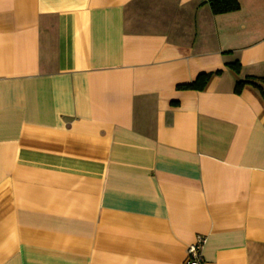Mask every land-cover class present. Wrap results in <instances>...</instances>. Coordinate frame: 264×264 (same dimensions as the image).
<instances>
[{
  "label": "crops",
  "instance_id": "0c3cea01",
  "mask_svg": "<svg viewBox=\"0 0 264 264\" xmlns=\"http://www.w3.org/2000/svg\"><path fill=\"white\" fill-rule=\"evenodd\" d=\"M238 1L0 0V264H183L198 235L264 264V99L234 91L264 0Z\"/></svg>",
  "mask_w": 264,
  "mask_h": 264
},
{
  "label": "trees",
  "instance_id": "16d2710c",
  "mask_svg": "<svg viewBox=\"0 0 264 264\" xmlns=\"http://www.w3.org/2000/svg\"><path fill=\"white\" fill-rule=\"evenodd\" d=\"M205 1L210 4V7L214 14L229 13L240 9V3L238 0H205ZM228 67H230L236 73H240L241 64L238 61L229 63ZM220 73L221 71H217L215 73H201L194 82L183 85L181 88L204 90L207 87L212 76ZM246 86H251L256 90H258V92L264 99V76L249 75L246 76L244 79L238 80L234 89L235 93L237 94L242 93L243 89Z\"/></svg>",
  "mask_w": 264,
  "mask_h": 264
},
{
  "label": "built area",
  "instance_id": "2783aa9c",
  "mask_svg": "<svg viewBox=\"0 0 264 264\" xmlns=\"http://www.w3.org/2000/svg\"><path fill=\"white\" fill-rule=\"evenodd\" d=\"M206 242V237L198 235L195 242L188 247L187 259L183 264H205L203 258V248Z\"/></svg>",
  "mask_w": 264,
  "mask_h": 264
}]
</instances>
